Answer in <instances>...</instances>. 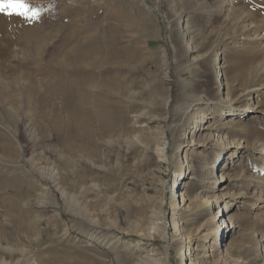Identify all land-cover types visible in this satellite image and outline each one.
I'll list each match as a JSON object with an SVG mask.
<instances>
[{
    "label": "rangeland",
    "instance_id": "374dc122",
    "mask_svg": "<svg viewBox=\"0 0 264 264\" xmlns=\"http://www.w3.org/2000/svg\"><path fill=\"white\" fill-rule=\"evenodd\" d=\"M29 2L38 9L34 19L0 13L2 264H189L180 260L181 251L198 247L211 254V243L204 242L212 233L207 224L223 203L186 211L181 238L172 233L170 211L184 182L189 202L210 197L213 170L234 150L204 141L196 131L210 111L217 114L212 122L224 123V110L208 97L217 71L234 93L264 82V0ZM86 50L109 57L80 69L94 73L86 82L94 93L103 91L98 83L108 82L112 94L104 97L115 105L108 117L95 111L77 117L92 120L90 141L70 127L75 122L59 88L68 81L67 65L56 63ZM186 69H195L194 75L182 74ZM252 100L263 114L238 119L232 127L239 130H221L248 149L228 171L237 184L223 182L227 188L217 192L233 190L249 203L230 210L237 226L232 236L216 237L223 264L264 260V206L256 209L260 201L264 205V178L255 175L264 165V93ZM195 137L202 145L189 147ZM164 140L167 155L160 158ZM185 160L193 170L175 188ZM229 237L242 242L232 254L225 251ZM215 258L204 259L212 264Z\"/></svg>",
    "mask_w": 264,
    "mask_h": 264
},
{
    "label": "bare ground",
    "instance_id": "6f19581e",
    "mask_svg": "<svg viewBox=\"0 0 264 264\" xmlns=\"http://www.w3.org/2000/svg\"><path fill=\"white\" fill-rule=\"evenodd\" d=\"M88 37H89V35H88ZM182 43H185V41H182ZM178 44H179V42H178ZM77 46H78V44H77ZM91 47H93V46L91 45ZM197 47H198V45L192 46L191 49L187 50V53L188 52L191 53L192 51L195 52L197 50ZM37 49L38 50H36V51H38L40 53L38 46H37ZM80 49H81V47L78 48V50H80ZM94 49H96V48H94ZM82 50H84V49H82ZM70 51H73L72 48H70ZM38 52H37V54H39ZM0 53H2V52H0ZM69 54L71 56H69ZM69 54L68 53L65 54L63 57H61L62 59H60L56 62V63H59L60 66L65 67V65H67V67H65V69L62 68V70L64 73L69 75L68 81H66V84L60 81V85H59V88L61 90L60 94H63V96H64V99H65L64 105L70 109V113H71L70 114L71 115L70 121L75 122V123H73V125H70V127L72 129H76L75 130L76 132L77 131H79V132L84 131V135H82V139L84 138L83 136H85L84 140L90 141L92 136H90L91 131L88 128V126H89V122H91L92 120H90L88 118L87 119L83 118V120H80L81 121L80 122L77 120V117L87 115L88 113L93 112V111H95L96 113H98V112L104 113L106 115V117H108V116H110L111 112L114 110L115 105L112 104L110 97L109 98L104 97L105 95L111 96V94H112L111 89L108 88L107 85H105L108 82H106V83L101 82V84L98 83L96 86L101 88L103 91L98 93V94L94 93L88 89V86H91V83H88V84L86 83L88 81V78H93L94 73H92V72L85 73L80 68H81V65H83V64H85L86 66H89L91 68H94V67H97L100 59H101V62H109L110 59H109V57H107L105 55V53H102V52H99V53L96 52L95 53L93 50L83 51L81 53V55H77V56L74 55V57L72 56L73 55L72 53H69ZM132 55H134V52H132ZM203 57L204 56L200 55L197 59H202ZM86 59H87V61L90 60L89 63L86 61ZM193 59H195V58H193ZM197 59H195V60H197ZM214 63H217V65H216L217 69L222 67V65H220L221 63H219V58L214 59L213 65H214ZM210 64L211 63H209V64L207 63L208 68H210V66H211ZM166 68H167V66H166ZM185 73H188L192 76V74L194 75V73H195V69H192V70L186 69L182 72V74H185ZM61 76H62V74H61ZM222 77H223V74L220 72V70L217 71V73L214 75V86H212L209 89L208 97L212 103L220 105V107L224 110L221 113V115H222L221 119L224 121V123L216 124V123L212 122L211 119L215 118L217 116V114H213L212 111H210L209 113H205L204 115H202V118L200 119L199 122H201L203 125L199 124L200 126L198 127L196 132L199 134L198 138H202V140L204 139V141L207 138L208 139L211 138V140H213L214 142H217L216 144H219L220 147L225 151H226V149H232V148L234 150H231L230 152H228L225 157L223 156L221 161L219 162V165L217 167L215 166L218 169V171H215V169L213 170L211 179L213 180L212 181L213 184L215 183L212 186V188H215L216 190H213V193L211 194L210 197L206 196V197H204V199L202 201L198 200L196 202H191V201L189 202V197L187 196L186 190L184 189V187H185V182H184L178 192L175 189V193H174L175 198L173 200L172 208L170 211L171 223H172L173 228H174L172 233L174 236H178V237L180 236V238H181V236H183V233H182L183 227H181V228L179 227V222H180L182 216H185L188 214L186 211L190 212V214H193V213H196V210L200 209L202 206H205V205L206 206H211V205L215 206V205H218V203H221V202L223 203L224 210L221 208H217V210H215V213L213 215L212 220H210L208 222V224L206 223L208 227L212 228V233L211 234L208 233L207 236L204 237V242H210L211 243L210 249H211L212 253L202 255L198 252L200 250L198 247L193 248V250L191 248H188L187 253L184 251H181L180 252L181 253L180 260L184 259V258L188 259V260H190L189 264H197V263L209 264L210 262H208V260L204 259V258H208L210 256L212 259H213V257H216L215 260H213L214 262L212 264H223V260H224L223 257L224 256H223L222 252L218 251V247H217L218 243H216V241H217L216 237H218V238L221 237V239H222L228 233H230L232 236V234L235 232V229L237 228V226L235 224L236 215L233 212H231L230 210L233 208L234 209L238 208L242 205H248L249 204L247 199H245L246 198L245 195H241L240 193L235 192L233 190H228L226 193L217 192L218 190H220V191L225 190L227 188L226 185H231V184L236 185L237 184V182L239 181L238 177L236 175H231L230 173H228V171L233 168V166L235 164L234 162L237 159L242 158L241 152H245L248 149L247 145L243 142V140H234V139L230 138V132H227V135L226 134L224 135L221 132V130H222V127L224 128L225 126L231 127L232 129H235V130H239L240 128L232 127L237 123L238 119L240 120V118H250V117H252L251 114L256 113V112H260V113L262 112V114H263L262 109H260V107L258 105V101L254 102L252 99H253L255 94L264 93V84H263L264 82L257 83L255 86H245L243 88H240L237 93H234L235 89L232 88L231 84L224 81L222 79ZM64 84H65V86H64ZM24 85H26V83ZM25 87L26 86H22V88H25ZM31 89H33V88H31ZM1 90H3V89H1ZM34 91H37V90H34ZM58 91H59V89H56V87H53V89H52L53 94H56ZM40 94H43V93H40ZM24 96H25V93H24ZM11 98H13V97H11ZM15 98H16V96H15ZM198 98H200V97H198ZM35 99L36 100L38 99V101H39L38 97ZM27 100H28V98H27ZM65 106H63V107H65ZM9 108H11V107H9ZM9 110H11V109H9ZM249 128H251L250 131L254 133L255 127L250 125V126H248V129ZM204 130H206L209 133L208 134L205 133ZM78 135H80V133ZM198 138L195 137L194 140L192 141V143H194V141ZM70 139H72V137H70ZM194 145L199 146V145H202V143L190 144L189 147H193ZM242 148H243V150H242ZM238 149L239 150L241 149V151H239V153H241L240 155L238 152H236V150H238ZM158 150H159L160 158H163V157L166 158L167 154H166V141L165 140H164V143L162 144V146L158 147ZM183 166H184V169L179 170L176 173V176L174 179L175 188L178 185V180H179V182H181L184 179V176L189 175L191 173V171L193 170L192 165H190L187 160L182 161V167ZM201 170H203V169H201ZM255 175H257L261 178H264L263 177L264 176V165H258V167H256V174ZM193 178H194V176L190 175L189 179H193ZM258 181L259 180H257V184H258ZM223 182H226V185H224ZM237 186H239V185H237ZM257 187H258V185H254V188H257ZM10 189L12 190V192L20 193L16 189L15 186L11 187ZM263 206H264L263 201L262 202L260 201L258 203V205L256 206V209L262 208ZM224 216L226 217L225 220L227 221L228 225L224 224ZM241 246H242V242L240 241V239L238 240V238L234 239L233 237H231V238L229 237L228 247L225 248V251H227L228 254H232L234 252L233 250L235 248L241 249ZM263 259H264V256H263ZM2 263H4V261H0V264H2ZM262 264H264V260H263Z\"/></svg>",
    "mask_w": 264,
    "mask_h": 264
},
{
    "label": "snow or ice",
    "instance_id": "6c2138e0",
    "mask_svg": "<svg viewBox=\"0 0 264 264\" xmlns=\"http://www.w3.org/2000/svg\"><path fill=\"white\" fill-rule=\"evenodd\" d=\"M0 13L34 19L38 15V9L29 0H0Z\"/></svg>",
    "mask_w": 264,
    "mask_h": 264
}]
</instances>
